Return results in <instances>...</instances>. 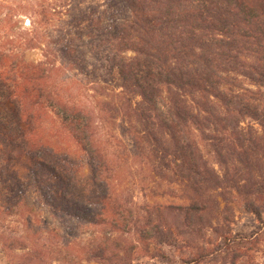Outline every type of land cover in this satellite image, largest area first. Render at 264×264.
Listing matches in <instances>:
<instances>
[{"label": "trees", "instance_id": "16d2710c", "mask_svg": "<svg viewBox=\"0 0 264 264\" xmlns=\"http://www.w3.org/2000/svg\"><path fill=\"white\" fill-rule=\"evenodd\" d=\"M26 2L23 13L31 27L17 43L10 34L7 40L11 48H41L44 60L18 63L17 50L0 47V104L12 105L6 121L0 119L1 209L17 213L36 190L61 223L75 217L137 230L141 222L140 238L158 240L167 224L163 210H183L190 225L196 222L194 213L202 221L200 214L207 208L200 202L203 190L223 186L194 133L212 146L220 165L232 166L236 174L246 169L247 178H234L232 190L264 192V0ZM5 14L0 28L10 32L13 14ZM76 85L82 93L105 85L97 127L90 107L75 100ZM71 88L72 93L67 92ZM52 114L60 127L56 131L69 136L73 149L89 161L91 181L104 186L94 200L101 203L98 210L74 198L67 158L56 156L58 141L52 133L41 131ZM110 118L117 128L129 131L127 149L141 164L192 191L189 203L141 206L110 190L107 178L115 176L117 154L95 137L104 122L111 127ZM109 129L107 137L120 138ZM39 134L49 137L54 148L43 144ZM24 159L34 165L27 164L22 176L15 165ZM143 211L147 215L142 220ZM33 222L29 216L26 223ZM2 232L0 244L8 262L18 258L19 264H38L41 252L32 240ZM256 242L233 238L230 245L238 249L232 250L234 258L226 254L229 262L225 258L223 264L250 259ZM16 248L20 251L14 256ZM96 257L102 264H115L105 250ZM201 260L194 256L189 261Z\"/></svg>", "mask_w": 264, "mask_h": 264}, {"label": "rangeland", "instance_id": "374dc122", "mask_svg": "<svg viewBox=\"0 0 264 264\" xmlns=\"http://www.w3.org/2000/svg\"><path fill=\"white\" fill-rule=\"evenodd\" d=\"M0 3L2 4L0 5L2 23L6 19L5 13L12 12L13 14L12 30L9 32L0 28V47L4 50V48H11L7 40L9 34L17 43V40L19 41V38L23 36L25 28L31 26L30 19L23 13L26 0H0ZM5 6L7 7L6 11H4ZM7 43H9L8 46ZM11 46V49L17 50L18 58L16 60L18 63L21 61L38 63L44 60L41 48L22 50L19 45ZM127 55L134 56L135 54L129 52ZM104 87L105 85L96 90L91 88L88 93H82L79 86L73 87L75 100L90 107L96 127L102 114L100 103L107 91ZM67 92L72 93V88ZM11 108L12 105L9 103L0 104V119L4 122L6 121V112ZM106 115L109 114L106 113ZM110 115L112 114L110 113ZM54 119V114L50 119L46 118L44 122H47V125H43L41 131L44 135L52 133V138L58 141L56 142L58 143L57 148H54L55 144L48 143L49 137L39 134V139L43 138V144L59 151L56 156H66L67 168L73 174L74 198L93 211L95 208L98 210L101 203L100 205L96 204L94 200L99 196L104 186H98L91 181L89 161L84 154L73 149L69 143V136L56 131L60 127L57 126ZM111 121V127L108 122H104L106 124L102 126L101 132H97L95 136L99 142L103 141L112 148L114 147L117 154V157L114 158L115 162H113L115 176L111 179L107 178L110 190L122 199H134L133 201L141 206L153 204L181 206L189 203L188 196L192 195V191L178 181L161 178L150 172L145 165L141 164L140 159L131 153V149H127L126 144H129L128 139L130 138L129 131L117 128L118 123L115 119L110 118ZM104 126H106L105 129ZM256 127L258 126L256 125ZM109 128H112L115 136L122 138V142L120 138L112 141L111 137H107V131L110 133ZM193 136L208 159V164L216 170L223 182L222 187L203 190L200 202L207 208L203 214H200L202 221H198L199 214L194 213L195 218L192 221L196 222L190 225L188 219H185L187 213L185 214L183 210H163L166 213L167 224L159 230V233H162V236L159 235L160 239H141L138 233L143 225L141 222H139L137 230L135 228L132 230L118 228L108 222L94 225L75 217L66 223H61L48 212L49 208H47L43 197H40L39 193H34L39 191L33 189L34 192L29 194L25 204L23 203L24 205L20 211H16L17 213H11L8 209L4 211L0 208V236L4 230L7 236L21 237L25 235L30 242L32 240L33 247L41 252L38 264H102L95 259L100 249L111 254V259L115 264H193L189 260L194 256L203 258L200 264H223L225 258L228 261V257L234 258L235 256L232 250L238 248L230 245L235 237L260 241L259 244L255 243L252 251H249V255L252 257L238 259V264H250L253 261L261 263L264 260V192H253L251 188H245L242 192L232 190L231 184L234 178H244V180L247 178L246 169L240 168L239 172L242 174L239 175V172L236 174L237 171L230 168L232 166L226 168L220 165L212 151V146L202 139V135L194 133ZM27 164L34 165L25 159L15 165L20 175L24 176L28 172ZM242 169L243 172H241ZM118 176L121 177V182H119ZM0 192H4L1 184ZM2 205L0 200V206ZM80 208L82 209L83 206ZM31 210L34 212L29 214ZM146 215L143 211L142 220ZM29 216L34 219L33 225L26 223ZM249 245L246 244L245 248H249ZM16 246L18 245L16 244ZM19 251L16 248L14 256ZM17 260L18 258L15 261L11 260V263L8 262L0 244V264H19Z\"/></svg>", "mask_w": 264, "mask_h": 264}]
</instances>
